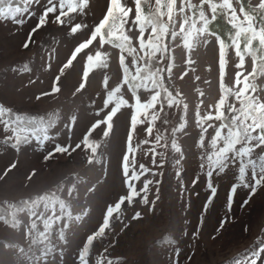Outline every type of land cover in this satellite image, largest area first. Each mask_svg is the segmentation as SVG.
I'll use <instances>...</instances> for the list:
<instances>
[{
    "label": "rangeland",
    "instance_id": "374dc122",
    "mask_svg": "<svg viewBox=\"0 0 264 264\" xmlns=\"http://www.w3.org/2000/svg\"><path fill=\"white\" fill-rule=\"evenodd\" d=\"M126 3L134 8L133 0ZM45 4L46 0H35L30 5L31 15L18 17L24 21L22 24L0 18V107L11 110L10 117L34 116L37 120L55 121L50 139L43 146L33 141L13 147L12 142L4 139L11 133L5 132L0 124V215L11 220L10 213L22 206V201L46 194L55 193L68 200L62 190L75 184L69 211L73 216L84 218L74 221L66 230V242L58 239L62 225L54 228L51 246L55 252L46 259L40 258L43 245H35L29 251V240L24 235L30 223L28 216L16 214L21 221L19 228L0 220V264H77L78 252L87 236L100 228L106 208L114 206L121 195L128 193L122 175L125 155L129 157L130 168L135 161L137 174L141 176L135 182L137 191L145 180L152 181L148 203H142L144 193L141 192L133 204L112 217L110 228L95 240L88 254L89 264L110 261L111 264H235L238 257L264 245V186L249 197L250 187L240 185L231 211L227 206L228 197L232 185L239 184L238 165H230L224 173L214 171L211 178L217 189L214 196L207 187L206 155L212 150L210 140L214 128L205 134L201 147L196 114L205 115L210 106L215 114V104L221 95L219 45L215 37L206 34L199 43L194 40L195 46L190 51L180 39L172 42V51L165 62L155 65L162 70L163 86L138 93L140 101L148 105L141 113L142 122L140 119L132 126V108L125 107L115 116L110 131L101 123L91 133L90 141L98 145L96 153L82 147L67 154L55 153L46 159L57 143L74 146L93 122L103 120L106 92L121 82L122 72L119 50L111 45L101 48L97 40L77 54L72 66L61 73L74 48L89 38L90 30L104 15L108 0H90L84 15H72L73 24L81 22L87 28L71 34V25L54 23V15L49 14L47 23L29 40V33L36 27ZM204 39L208 40L207 44L203 43ZM133 42L135 45V36ZM98 50L109 53V66L93 68L86 87L77 93L86 57ZM227 52L223 81L225 87H235L239 59L234 48L229 47ZM169 66L170 73L164 70ZM250 70L251 57L246 56L244 72ZM105 75L109 76V89L103 87ZM57 76L60 91L37 99L41 93H51ZM255 83L257 94L264 98V77H257ZM122 91L136 103L126 88ZM156 91L160 95L153 100ZM233 102L234 98L229 97L228 103ZM224 111L228 115L226 108ZM73 115L76 121L69 129ZM207 123L219 127L220 121ZM105 132L109 134L105 136ZM90 159L92 163H88ZM202 163L204 169L200 167ZM13 164L15 167H10ZM140 165L145 166L147 174L140 171ZM156 181L160 183L157 185ZM137 212L140 217L133 219ZM224 218L228 222L221 228ZM20 248H24L27 256L19 253ZM259 264H264V258Z\"/></svg>",
    "mask_w": 264,
    "mask_h": 264
},
{
    "label": "snow or ice",
    "instance_id": "6c2138e0",
    "mask_svg": "<svg viewBox=\"0 0 264 264\" xmlns=\"http://www.w3.org/2000/svg\"><path fill=\"white\" fill-rule=\"evenodd\" d=\"M34 2L35 0H23L22 3L14 2V0H0V18L14 20L17 24H22L24 21L18 17H23L26 14L31 15L30 5ZM89 3L90 0H46L36 27L29 33V40L35 31L47 23L49 14L54 15V23L71 25V34L87 28L88 25L81 22L73 24L72 15H84ZM133 3L134 8L129 7L126 0H108L106 11L90 30L89 38L74 48L61 68V73H63L64 69L72 66L77 59V54L89 49L90 45L97 40L101 48L111 45L119 50L118 63L122 79L120 83L106 92V98L103 100V110L105 111L103 120L93 122L89 131L74 146L57 143L54 151L48 153L45 158L47 159L55 153L67 154L82 147L96 153L98 145L90 141L91 133L101 123L110 131L115 116L125 107L134 109L132 123L135 126L137 117L148 107L146 103L140 101L138 93L163 86L162 70L155 65L165 62V57L172 51V42L180 39L183 47L190 51L195 46L193 41L199 43L200 38L207 34L214 36L219 45L221 95L215 104V114L210 106L205 115L201 116L199 112L196 114V123L200 129L201 147L204 146L205 134L209 129L214 128V135L210 140L212 150L206 155L207 187L211 189L213 196L217 190L211 182L214 171L218 170L219 173H224L230 165L234 167L238 165L236 178L239 184L232 185L228 197L227 206L231 211L234 194L240 185L245 188L250 187L249 197L255 195L259 187L264 186V98L257 94V84L255 83L257 77H264V0H198V2H194V0H133ZM218 18L223 19L230 26L231 32L225 38H221L220 34L210 29V26L218 21ZM134 36L136 38L135 45ZM203 43L207 44L208 40L204 39ZM27 46L28 41L24 44L25 48ZM229 47L235 49V56L239 59V63L236 65L238 70L235 73V87H225L223 84L226 50ZM246 56L251 57V70L245 73ZM86 60L81 83L76 88L77 93L86 87L89 73L93 68H108L109 53L98 50L94 55H87ZM164 70L170 73L171 67H166ZM59 79V76L55 78L51 93H41L37 99L59 92L60 89L57 86ZM103 87L109 89V76L107 75L104 77ZM125 88L127 93L133 97L135 104L125 97L122 91ZM159 95V91H156V95L152 99L155 100ZM229 97L234 98L233 103H228ZM237 102L239 107H236ZM168 103L171 105L172 101L169 100ZM225 108L228 115H225ZM10 111L0 107V124L3 125L5 132L11 133L4 137L5 141L12 142L13 147L33 141L43 146L46 141H49L50 129L55 124L54 120L43 118L37 120L34 116L23 117L20 115L10 117ZM140 119L142 122L143 117L140 116ZM213 120L220 121L219 127L207 123ZM75 121L76 116L73 115L69 121V129L74 127ZM108 134V132L104 133L105 136ZM257 149L260 150L259 154H257ZM128 160L129 157L125 155L122 161V175L128 193L126 196L121 195L114 206L109 205L106 208L105 219L103 225L98 229V233L105 232V229L109 227V220L113 213L119 212L125 201L131 205L133 199L143 192L142 203H148L147 193L152 181L145 180L143 187L137 191L135 182L139 181L141 176L137 174L135 161L133 160L130 168ZM92 162V159L88 161V163ZM10 167H15V165ZM200 167L204 169L205 165L202 163ZM140 171L147 174L144 165H140ZM179 175L178 172L177 176ZM159 183L160 181H156L157 185ZM195 183L196 180L193 181V184ZM62 191L66 192L68 200L61 199L55 193L46 194L31 201H22V206L15 208L10 213L11 220L0 215V220H3L5 224L11 223L14 228L21 226V221L17 219V213H22L30 218L24 235L29 240V251L35 245H43V248L40 249L41 259H46L55 252V248L51 246V237L56 226L62 225L59 227L58 239L66 242V230L74 221L78 222L84 218L81 215L73 216L69 211L71 198L75 193V184ZM211 199L210 196L209 201ZM247 202L245 200L244 203L247 204ZM10 207L13 206L10 205ZM139 217L140 213L137 212L133 219ZM227 222L228 218L222 219L220 227L223 228ZM96 234L87 236L86 243L78 252L77 264H88L86 257L89 254V245L93 242ZM177 252H179L178 249ZM19 253L27 256L24 248H20ZM60 254L63 256V252ZM261 258H264V245L250 254L238 257L235 264H259Z\"/></svg>",
    "mask_w": 264,
    "mask_h": 264
},
{
    "label": "trees",
    "instance_id": "16d2710c",
    "mask_svg": "<svg viewBox=\"0 0 264 264\" xmlns=\"http://www.w3.org/2000/svg\"><path fill=\"white\" fill-rule=\"evenodd\" d=\"M101 18H102V17H101ZM210 29L215 30L218 34H220V35H221V38H225V37L229 36V34H230V32H231L230 26H228V25L226 24V22H225L223 19H219V18H218V21L214 22V24L210 26ZM226 43H228L227 40H226ZM241 43L243 44V41H241ZM227 51H228V49L226 50V56H227V53H228ZM118 55H119V52H118ZM225 60H226V57H225ZM225 70H226V63H225L224 75H225ZM223 77H224V76H223ZM220 81H221V80H220ZM221 82H222V81H221ZM223 84H224V81H223ZM132 112H133V113H132V116H133V115L135 114L133 108H132ZM140 116H141V113H140ZM140 116L137 117V121H136L135 126L139 123ZM131 124H132V126H133L132 118H131ZM134 154H135V149H134V151H133V155H134ZM134 199H135V198H134ZM134 199H133V201H132L131 204H133ZM16 204H17V202H16ZM127 206H130V205L128 204L127 201H125V203L121 205V208H120L119 212H120L123 208H125V207H127ZM6 209H7V208H6ZM5 212H6V210H5ZM116 213H118V212H114V213H113V216H114ZM113 216H112V217H113ZM112 217H111L110 220H109V226H110V224H111V219H112ZM104 219H105V216H104V218H103V222H104ZM103 222H102V224H101L99 227H101V226L103 225ZM109 228H110V227L106 228V229H105V232H107V230H108ZM105 232H104V233H105ZM94 233H97V234H96V236H95L93 242L89 245V253H90V251L93 249V246H94V244H95V240H96L100 235L104 234V233H102V234H101V233H98V230H97L96 232H94ZM94 233H93V234H94ZM93 234H91V235H93ZM86 259L88 260V256L86 257ZM88 264H89V262H88Z\"/></svg>",
    "mask_w": 264,
    "mask_h": 264
},
{
    "label": "bare ground",
    "instance_id": "6f19581e",
    "mask_svg": "<svg viewBox=\"0 0 264 264\" xmlns=\"http://www.w3.org/2000/svg\"><path fill=\"white\" fill-rule=\"evenodd\" d=\"M98 3V2H97ZM97 12V11H96Z\"/></svg>",
    "mask_w": 264,
    "mask_h": 264
}]
</instances>
